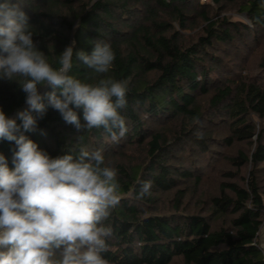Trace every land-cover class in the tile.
Wrapping results in <instances>:
<instances>
[{"label": "trees", "instance_id": "16d2710c", "mask_svg": "<svg viewBox=\"0 0 264 264\" xmlns=\"http://www.w3.org/2000/svg\"><path fill=\"white\" fill-rule=\"evenodd\" d=\"M12 2L53 67L73 45L69 75L129 83L128 131L118 142L103 128L78 132L51 108L25 133L51 157L100 149L118 170L122 200L105 222L113 229L108 264H264V122L257 129L252 119L264 121L262 0ZM97 41L116 56L101 75L75 57ZM51 91L40 89L42 102ZM26 107L19 85L0 80V109L16 118ZM14 147L0 140L10 168ZM140 181L152 182L143 199Z\"/></svg>", "mask_w": 264, "mask_h": 264}, {"label": "clouds", "instance_id": "9594fccd", "mask_svg": "<svg viewBox=\"0 0 264 264\" xmlns=\"http://www.w3.org/2000/svg\"><path fill=\"white\" fill-rule=\"evenodd\" d=\"M31 29L19 2L0 3V80L17 83L27 105L16 118L0 109V140L15 145L13 168L0 153V264H108L104 253L113 229L105 222L122 200L118 170L100 149L51 157L25 133L36 132L51 108L78 132L103 128L118 142L128 131L121 112L128 108L129 83L111 77L86 83L69 75L73 45L53 67ZM75 57L97 75L108 73L116 59L104 41ZM42 87L52 89L47 103ZM139 185L138 198L151 195V181Z\"/></svg>", "mask_w": 264, "mask_h": 264}, {"label": "rangeland", "instance_id": "374dc122", "mask_svg": "<svg viewBox=\"0 0 264 264\" xmlns=\"http://www.w3.org/2000/svg\"><path fill=\"white\" fill-rule=\"evenodd\" d=\"M202 1H208V0H202ZM231 13V17L232 19H241V20H245L246 19V16L241 13V12H237V11H230ZM197 29L193 30L192 28H189L188 30H185L184 32L187 34V35H190V34H193L196 32ZM246 71V70H245ZM254 123L256 124V128H260L261 124L264 122L262 120V118L258 117V116H253L252 117ZM224 167V166H223ZM212 182H215V179H212ZM260 239L262 241V245L264 246V226L260 232Z\"/></svg>", "mask_w": 264, "mask_h": 264}, {"label": "built area", "instance_id": "2783aa9c", "mask_svg": "<svg viewBox=\"0 0 264 264\" xmlns=\"http://www.w3.org/2000/svg\"><path fill=\"white\" fill-rule=\"evenodd\" d=\"M16 114V112H13L12 114H11V116H13V115H15ZM8 117H10V116H8Z\"/></svg>", "mask_w": 264, "mask_h": 264}]
</instances>
